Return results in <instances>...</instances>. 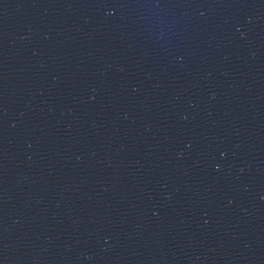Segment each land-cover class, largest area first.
I'll list each match as a JSON object with an SVG mask.
<instances>
[{
  "label": "water",
  "instance_id": "95a60500",
  "mask_svg": "<svg viewBox=\"0 0 264 264\" xmlns=\"http://www.w3.org/2000/svg\"><path fill=\"white\" fill-rule=\"evenodd\" d=\"M0 264H264V0H0Z\"/></svg>",
  "mask_w": 264,
  "mask_h": 264
}]
</instances>
